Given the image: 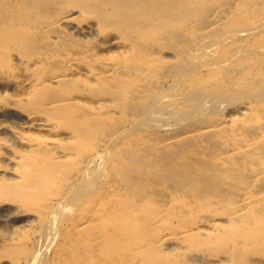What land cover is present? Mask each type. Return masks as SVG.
Instances as JSON below:
<instances>
[{"label": "bare ground", "instance_id": "1", "mask_svg": "<svg viewBox=\"0 0 264 264\" xmlns=\"http://www.w3.org/2000/svg\"><path fill=\"white\" fill-rule=\"evenodd\" d=\"M0 264H264V0H0Z\"/></svg>", "mask_w": 264, "mask_h": 264}]
</instances>
